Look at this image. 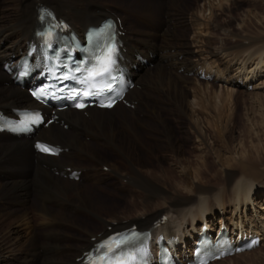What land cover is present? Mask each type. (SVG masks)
I'll use <instances>...</instances> for the list:
<instances>
[{"label":"bare ground","instance_id":"6f19581e","mask_svg":"<svg viewBox=\"0 0 264 264\" xmlns=\"http://www.w3.org/2000/svg\"><path fill=\"white\" fill-rule=\"evenodd\" d=\"M160 1L164 5L161 3L162 5L155 7L159 9L162 6L160 8V11H162L163 7L167 6L168 0ZM77 2L78 0H55L52 6L55 13L66 19L76 31L82 32L92 20H100L107 15V11L105 14L103 10L98 8L99 6H88L82 9L77 6ZM43 3L46 2L44 0H6L2 7L4 10L8 9V13L5 15V23L1 21L0 26V110L2 111L8 112L9 109L16 107H35L22 90L11 84L7 71L2 68L7 65V70H9L19 55L25 51L27 44L32 39V32L36 23V9L39 4ZM232 4V0H193V4L186 7L185 15L171 12L163 14L162 17L160 16V19H151V17H144L139 14L141 15V20L136 24H140V29H134L137 31V36L125 35L123 37L124 48L126 50L125 59L128 60L129 65L135 64L138 68V71L133 73L137 88L134 87L126 94V97L135 103L134 110L114 104L107 111L95 110L94 108L85 109L84 111L87 113L86 117L82 116L81 113L69 110L58 113L59 120L67 126L66 130H63L58 125L51 124L46 130L41 129L36 132V139L40 138L51 144L59 145L63 149L56 158H48L36 154L32 149V139L12 138L0 134L1 145L3 142L9 143L7 148L4 147V144L3 147L0 145V173L5 172V179H0V202L7 198L18 199L20 206L18 209L1 206L0 219H2L1 221H5L6 219L11 220V225L21 227L24 232V235L19 237L17 232H12L10 227L8 228L6 236L11 240L9 241V246H6L9 247L8 251L4 248L3 239L0 238V264H60L62 258L60 255L72 249L70 246H65V250L61 254L58 249L60 246L52 244V242L48 243L47 241L38 242L36 235L43 234V237L45 236L46 239L52 238L54 243L58 242L59 230L62 226H65L62 220H72L73 217L70 214L72 212H76L77 215L84 212L88 213L85 207L93 201L87 194L89 189L97 190L96 185L99 182H102L101 185H107L108 179L96 175L98 171L94 174L92 168L81 169L80 167L75 166V168H72L70 166V159L76 157L78 159H88L94 164H98L97 166H100V168L104 167V162L102 163V160L95 154L97 152L94 148L95 146L90 147V144H97L99 147H107L113 150L119 157L125 160L128 171L133 172V176L128 177L127 172L119 175L115 173L117 171L113 169L115 167L112 169L107 168L108 173L115 174L117 177H120L119 179H124L126 183L131 184L129 188L139 190V193L128 191L127 194L132 193L137 206L143 208L146 212L145 214L150 213L149 216L143 215L144 217L135 220L140 230L151 229L155 221L160 220L162 217H167V222L158 231H162L167 238L179 236L182 241L188 244L192 238L191 233L199 231L198 227L194 228L193 226L199 221H202L200 224H206L207 222L210 228L214 227L215 224L232 229L234 227H245L246 219L242 220V218H239L238 212H235V210L239 207L242 209L250 201V188L248 184L262 179V172L255 165H252L253 163L245 162L246 160L238 161V158L237 160L231 158V161L236 160L234 164L239 169V173H235L234 171L228 172L221 178L218 171L213 169V166L218 164L220 158L216 155V151L213 150L214 148H210L213 154L216 155L214 159L217 158L218 162H214L213 159L212 162L209 160L211 162L209 169L214 172L212 176L213 180L222 182L223 192L220 193V188L219 193L212 196L208 195L211 193V190L204 186L206 181L203 178L208 165L202 160L201 163L199 161L200 167L196 169L183 168V174L182 176H178V178L175 175H171L170 172L168 175L159 177L165 185L173 187L172 189H176L177 184L186 182V179L187 181L191 180L192 186L197 193L194 197L177 195V197L171 198L161 188L138 173L136 163L132 158L135 145L143 146V137L152 139L158 143L162 153L174 156L182 154L180 142L175 141V136L171 134L169 126V122L171 121L179 123L181 122L180 120H186L188 125L191 126L194 134L192 136L195 138L196 143L204 144L208 137L205 133L210 126L209 121L211 120V129L214 132L213 130L216 131L220 120L223 118L222 115H224L219 105V108L217 105L213 106L214 103L212 104L211 99L210 106L212 112L209 113L207 108L203 107L202 98L204 94L207 95L208 90L216 91L217 88L224 92L237 93L242 90L246 81L253 79L258 73L262 74L264 72V68H260L261 60L258 63H252L251 66H248V62L240 61L235 70L242 71L246 67L256 65L247 71L244 77L238 80L237 77L235 78L230 74V66L220 62L221 60L218 62L214 51L212 52L209 49L208 43L211 27L213 24L219 25L217 12L220 11V13L224 14L230 11ZM154 9L152 8L153 11ZM11 11H13L12 14ZM160 11H155L156 14L153 17H158ZM162 24L163 26H161ZM171 26L173 32L168 29ZM177 27L180 28L178 29ZM181 29L187 30L183 32ZM178 30L182 32H178ZM186 32L191 33L190 40L183 42L180 37L187 35ZM173 35L176 36L173 37ZM247 39H242L239 42ZM249 39L251 42L258 41L255 38ZM237 45H242V43ZM243 52L244 50L234 51L235 55ZM135 54L142 55L143 58L149 61L152 67L150 68L136 62ZM263 54L264 42H260L259 48L256 51V57L261 58ZM201 76L205 80H198ZM141 79H144V82ZM150 82H155L156 86L153 88L149 84ZM151 90L163 95L164 98L170 99L172 108L168 111L171 114H175L172 119H169L167 115H163L164 112L161 110H166V107L157 108L155 104H150L147 101V98L151 99V95L149 94ZM163 102L165 101L163 100ZM133 111L143 113L144 118L140 119L137 114L130 113ZM114 117L118 118L120 124L114 121ZM154 130L160 135H152ZM211 136L213 138L216 136L220 138V135ZM85 138H88L87 141H85ZM166 157V155H160L156 158L165 159ZM228 159L226 158L221 165L232 166L233 164H230ZM66 167H70V172L63 171ZM95 168L96 166H94ZM72 173L78 179L76 182L69 180ZM86 181H89V185L93 187L86 186L87 184H84ZM232 185L234 186L232 187ZM229 188L232 189L230 190ZM224 190H230L229 192H231L230 203L234 207L233 213L225 210L224 198L226 191L224 193ZM160 200L163 201L166 208L156 210L155 207H161L162 203ZM208 200L213 202V205L210 206ZM56 206L63 207L64 210L61 209L63 212L57 210ZM217 209L219 212H222V215H215L212 220L208 219V216L212 213L218 212ZM259 210H264V207L260 206ZM224 213L230 214L227 216ZM169 215L170 217L175 215V221L177 219L178 222L176 223V225L178 224L176 228ZM236 217L237 220L241 219L239 225L238 221L236 222ZM257 219L260 220L262 218ZM186 222L191 226V232L184 233ZM172 224L174 227H172ZM40 226L46 227L48 230L45 233H41L39 231ZM129 226L122 227L121 223H116L113 226V224L109 225L103 222L104 231L100 234H104V236L108 234L107 228L112 232L125 229ZM254 231L259 235L262 241L261 245L264 246V231L262 229H254ZM240 232L246 231L241 229ZM247 232H252V229ZM37 242L39 243V248H35V252L32 249L30 253V248L37 246ZM86 244V246H83L84 249H81V252L85 250V247L90 246L89 239L86 240ZM79 255L80 252L74 258L79 257ZM15 260L17 263H14ZM221 262L223 261L213 264H220ZM72 264H75L74 261Z\"/></svg>","mask_w":264,"mask_h":264},{"label":"rangeland","instance_id":"374dc122","mask_svg":"<svg viewBox=\"0 0 264 264\" xmlns=\"http://www.w3.org/2000/svg\"><path fill=\"white\" fill-rule=\"evenodd\" d=\"M5 1L6 0H0V11H1L0 26H1V21L4 22L5 15H7L6 13H8L7 8L6 10L2 9V7L5 4ZM44 1L46 3L43 4L51 8L55 3V0L54 1L44 0ZM153 1L152 0L151 1L150 0H78L77 6L81 7L82 9L88 6H93V7L99 6L98 8L103 10L105 14L106 11L109 10L117 13L121 17L124 16L123 18L124 25L127 28L128 32L135 34L134 29L137 30L140 29V24H136V23L140 22L141 15L144 17L147 16L151 17V19L152 18L160 19L163 14L171 13V12L175 14L185 15L186 7L193 4V0H173V1L168 0L167 6L163 7L162 10L163 12H162L160 11V8L162 6L159 7V9H157L156 7H158V5H162V4L164 5V3H162L160 0H153ZM232 2L233 4L230 11H227L224 14L220 13V11L217 12L218 22L220 26L217 24H213V26L211 27L209 43H208L210 48L209 47L208 48L210 49V51L212 52L214 51L216 58L218 59V62L219 60H221L220 62L226 63L228 66H230V74H232V76L241 79L242 77H244L245 73L249 71L251 68H253L256 64L252 67H246L247 70L246 69H242V71L235 70L238 67L240 61L248 62V66H251L252 63H258L261 60L260 68H264V54L262 55L261 58H259L258 56L256 57V51L259 48V43L264 42V0H232ZM152 8H155L154 11L152 10ZM158 10L160 11L158 17L156 16L153 17V15L156 14L155 11ZM12 12L13 11H11V14ZM96 22L97 20H92V22L90 23L94 24ZM161 26H163V24ZM129 28H132L133 31L132 29ZM177 28L179 29L180 27ZM168 29L171 30V32H173L172 26L169 27ZM186 30L187 29H183L182 31L184 32ZM179 31L180 30H178V32ZM175 36L176 35H173V37ZM190 36L191 33L188 32L187 35H182L180 38L184 42L190 40ZM245 38H248L247 40H250L249 38H255L260 42H256V43L253 42L254 45L253 43H245V44L243 43L242 45H237L239 43L241 44V42L239 41ZM235 46H239V47H235ZM240 49L244 50V52L235 55L234 51L235 50L241 51ZM255 58L258 59L255 60ZM263 74L264 72L262 74L258 73L256 77L248 81V83L245 84L242 90L238 91L237 93H232V92L230 93L226 91L224 92L223 90H219L217 88L218 90L216 89V91L208 90L207 93L208 96L204 94L205 98L202 95L203 107H206L209 113L212 112L210 106L212 101V104L214 103L213 106L217 105L218 108L220 106V110L222 114H224L222 115L223 118L220 120L219 125L216 128V131L213 130L214 132H212L211 129L212 128L211 120L209 121L210 129L208 128L205 133V135H208V137L204 142V144L196 143L195 138L192 136L194 134L192 132L191 126L188 125V122L186 120H180L181 122L179 123H174L171 120H170L171 122H169L171 134L175 136V141H177L178 143L180 142L179 145L181 147L182 154H177L174 156V155H168L166 153H162L160 151V145L158 143H156L152 139H146L143 137L142 139L143 146L135 145L134 148L135 150H133L132 153V158L133 161L136 163V167H137L136 170L138 171V173L142 177L149 180L154 185L161 188L171 198L172 197L175 198L177 197V195L182 197H194L196 196L197 193L195 192L196 191L195 188L192 186L191 180L187 181L186 179V182H188L187 184L186 182L181 181L183 182L182 184H177V188L172 189L173 187L171 188L170 186L165 185L160 180L159 177L162 175H168L170 172L171 175H175L178 178V176H182L183 168L185 169L189 168L190 170L196 169L197 167H200L199 161L201 163V161L204 160L208 165V166L206 165L207 171L204 172V177H203L206 181L204 186H206L211 190V193H209L208 195L212 196L219 193L220 188H221L220 193L223 192L222 182H217L216 180H213L212 176L214 172L211 169H209L212 159L214 162H218L217 158L214 159L216 155L219 156L221 161L219 159L218 164H216L217 166L214 165L213 169L218 171L219 177L221 178H223L228 172L234 171L235 173H239V169L234 164L237 158L238 161L246 160L245 162H251L253 163L252 165H255L257 169L262 172L263 176L261 180L257 182H251L248 184L250 188V189L248 188L250 201H248L246 203V206H244L242 209H240V207L239 208L237 207L238 209L235 210V212L236 211L238 212V216L239 218H242V220L246 219V222L244 221L246 228L255 229L258 227L264 231V210H259L260 206L264 207L263 206L264 203L262 204L264 199V75ZM141 80L142 82H144V79ZM243 80L245 79L243 78ZM149 84L152 85L153 88L154 86H156L155 82L152 83L150 82ZM248 84L249 86H247ZM149 92H150L149 94L151 95V99L147 98V101H149L150 104L151 103L155 104L157 108L166 107L165 108L166 110H161V111L164 112L163 115H167L169 119H172V117H174L175 114L174 113L171 114L168 111L170 108H172L170 99L164 98L163 95L159 94L154 90H151ZM210 92L212 93V95ZM163 100L165 102H163ZM138 111L136 112L133 111L130 113L137 114V116H139L140 119H143L144 118L143 113H138ZM217 120L219 121L218 118ZM114 121L120 124L118 118L114 117ZM152 135L158 136L160 134L154 130V132H152ZM211 135H220V138L217 136L213 138V136ZM87 139L88 138H85V141H87ZM209 143H211L210 146ZM3 144L5 148L9 146V143L7 142L6 143L3 142L2 145L0 143L2 147ZM196 144L198 145L199 148L197 147ZM223 145H225L226 148ZM92 146H95L94 148L97 150L95 154L98 156L100 160H102V163L104 162L103 163L104 168L112 169L113 167H115L113 168L117 170V171L114 170L115 173L122 175L123 172H127L126 174L128 175V177L133 176V172L128 171V167L125 160L119 157L116 152L110 150L107 147L106 148L99 147L97 146V144L94 145L90 144V147ZM210 148H214L213 150L216 151V155L213 154ZM210 154H212L211 156H213V158H211ZM160 155L163 156L166 155L168 159L166 157L165 159L158 158L159 159L158 160L156 157ZM226 158H229L228 162H230V164L232 163L233 164L232 166L221 165V163H223ZM231 158L233 160L235 158L236 160L231 161L232 160ZM71 159L73 160L71 161ZM71 159H70V163H71L70 166L72 168H75V166L80 167L81 169L92 168L94 174H96L98 171L96 175L105 177L106 179H108V183L107 185L104 184L101 185L102 182H99L96 185L98 188L97 190L89 189V192H87V194L91 197L93 201L87 204L85 207L88 213L84 212L85 214L83 213L77 215L76 212H72L70 214L73 217L72 219L73 221L62 220L64 222L63 225L65 226H62L61 229L59 230L60 233L57 240L58 242L54 243L52 238H51L52 240L46 239L45 236L44 238L43 234L36 235V239L38 240V242L47 241L48 243L52 242V244L60 246L58 247L60 253L64 252L65 246H70V248H72L70 249L69 252L60 255L62 257L60 260V264H70V262L72 264V262L75 260L74 257H76L79 252L81 253V247L87 245L86 240H88L89 237L96 236V234L98 233H103L104 231L103 222L108 223L109 225L113 224V226H115L116 223L117 224L121 223L122 227H124V226H129L128 224H132L133 222L135 223V220L144 217L143 215L146 216L150 215V213L145 214L146 213L145 210L137 206V203L134 202L132 193L127 194L128 191L139 193V190L137 191L134 188L133 189L129 188V186H125L123 183L122 185L120 182L123 179H116L120 177H117L115 174L105 172L102 169V167L100 168V166H97L98 164H94L88 159H84V158L78 159L76 157H72ZM94 166H96L95 169ZM0 179H5V172L0 173ZM86 182H84V184H87L86 186L93 187L89 185L90 184L88 183L89 181L87 183ZM134 184L136 183L134 182ZM233 186L234 185H232V187ZM229 189L231 190L232 188ZM227 191L228 190H224L225 210H227V212L230 211L233 213L234 207L230 203L231 192L229 191L227 192ZM1 202H0V207L2 206L6 208L8 206L7 208H11V209H18L20 207L18 199L16 200V199L7 198ZM9 202L12 203L10 204ZM160 202L162 203L161 207L159 206H158L159 208L155 207L156 210H161L166 208V205L163 204V201L160 200ZM208 204L211 206L213 205V202L208 200ZM61 209H63V207L61 208L57 207V210L63 212L64 209L63 210ZM240 211H241V215H240ZM229 214L224 213V215L227 216H229ZM215 215L221 216L222 212L221 211L219 212L218 210V212L212 213L210 216H208V219L212 220ZM169 218L173 220L174 226L176 225V223H178L177 219L175 221V215H172V217H170L169 215ZM257 218H262V219L259 220ZM187 219L189 220V218ZM1 220L2 219H0V238L3 239L5 244L4 248H6V251H8L9 247L6 246H9L10 244L9 241H11L6 236L8 228L10 227V230L12 232H17L19 237L23 236L24 232L21 227H17L16 225H11L12 224L11 220L8 219H6L5 221H1ZM237 221L239 225L241 219L237 220L236 217V222ZM126 222L127 224H124ZM188 222L185 223L184 233L189 232L191 229V226L189 225ZM199 222L202 223V221ZM199 222H197L198 224L196 223L193 225L194 228L195 227L197 228ZM176 226H178V224ZM47 230L48 229H46V227L43 226L39 227V231L41 233H45ZM101 236L103 237L104 234H102ZM38 242H37V246L30 248V253L32 249L33 252H35L34 249L39 248ZM14 263H17V261L15 260ZM220 264H264V246H260L258 249L252 252L244 253L229 258L227 260H224Z\"/></svg>","mask_w":264,"mask_h":264},{"label":"snow or ice","instance_id":"6c2138e0","mask_svg":"<svg viewBox=\"0 0 264 264\" xmlns=\"http://www.w3.org/2000/svg\"><path fill=\"white\" fill-rule=\"evenodd\" d=\"M109 63H111V57H109ZM108 71H109V68L107 67V65L102 69V71H98V72H96V76H101V75H104V74H106V73H108ZM93 78H95V77H93ZM103 247H108L107 245H104ZM120 247V245H117V248H119ZM109 251H115V249H110L109 248ZM130 259L132 260V261H139L140 260V257H138V256H132V257H130Z\"/></svg>","mask_w":264,"mask_h":264}]
</instances>
